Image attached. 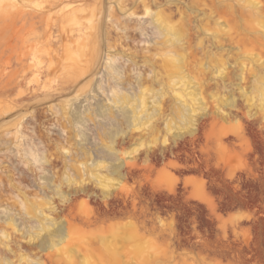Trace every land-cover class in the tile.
Returning <instances> with one entry per match:
<instances>
[{
    "label": "rangeland",
    "instance_id": "1",
    "mask_svg": "<svg viewBox=\"0 0 264 264\" xmlns=\"http://www.w3.org/2000/svg\"><path fill=\"white\" fill-rule=\"evenodd\" d=\"M0 264H264V0H0Z\"/></svg>",
    "mask_w": 264,
    "mask_h": 264
},
{
    "label": "bare ground",
    "instance_id": "2",
    "mask_svg": "<svg viewBox=\"0 0 264 264\" xmlns=\"http://www.w3.org/2000/svg\"><path fill=\"white\" fill-rule=\"evenodd\" d=\"M122 109H123V108H122ZM123 110H124V109H123ZM105 111H106V110H105ZM120 112H121V111H120ZM101 113H102V112H101ZM103 113H104V111H103ZM122 113H123V112H122ZM127 113H128V112H127ZM127 113H125V115H126ZM104 114H105V113H104ZM122 115H123V114H122ZM127 115H128V114H127ZM127 115H126V116H127ZM127 117H129V116H127Z\"/></svg>",
    "mask_w": 264,
    "mask_h": 264
}]
</instances>
